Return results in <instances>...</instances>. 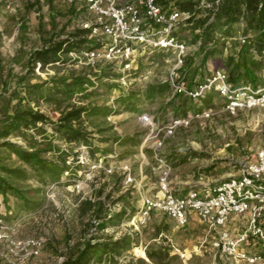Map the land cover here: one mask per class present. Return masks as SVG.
Segmentation results:
<instances>
[{
  "label": "rangeland",
  "instance_id": "1",
  "mask_svg": "<svg viewBox=\"0 0 264 264\" xmlns=\"http://www.w3.org/2000/svg\"><path fill=\"white\" fill-rule=\"evenodd\" d=\"M127 1L137 0L118 4ZM158 2L164 10L171 7ZM100 26L82 1L0 0V264H60L87 239L94 243L104 235L128 243L116 263L95 252L89 264H250L220 258L196 217L181 227L160 211H151L143 222L138 215L143 199L159 190L156 157L172 166L169 180L177 191L220 182L236 175L241 163L254 161L264 145V105L232 113L218 94L200 101L176 94L169 84L174 49L133 42L129 59L122 52L104 58L111 41ZM76 28H91L88 43H100L94 49L100 55L70 51L44 68H31L29 58L43 45L42 37L64 38ZM171 32L186 44L178 72L187 82L223 68L236 84H264V57L253 48L257 32L236 23L216 45L201 44L199 30L185 19ZM250 58L261 60L258 67L247 63L254 82L241 64ZM237 61L240 66L232 72ZM76 79L81 83L65 86V80ZM72 104L86 109L75 126L88 144L67 141L58 128L60 111ZM30 110L46 115L37 123L40 129L22 126L23 113ZM203 110L210 115L194 116ZM144 113L152 116V126L140 119ZM174 117L189 122L165 136ZM156 138H163L160 148L154 146ZM7 143L58 165L65 160L68 168L52 181L35 158L23 160Z\"/></svg>",
  "mask_w": 264,
  "mask_h": 264
},
{
  "label": "built area",
  "instance_id": "2",
  "mask_svg": "<svg viewBox=\"0 0 264 264\" xmlns=\"http://www.w3.org/2000/svg\"><path fill=\"white\" fill-rule=\"evenodd\" d=\"M82 1L89 5L97 15V20L109 43L102 55L112 58L116 52H122L125 59L131 55V44L174 49L175 65L170 75L169 84L176 94H181L193 101H200L213 93L224 100L225 108L230 112L244 108L264 105V84H236L229 81L228 73L223 68H214L197 82H187L179 75L186 57V44L172 34L173 27L189 17L188 12L178 9L164 10L158 0L127 1L119 5L118 0H68ZM217 1V0H216ZM204 3V1L202 2ZM209 6V5H207ZM97 26L93 27L96 32ZM221 34L216 35V39ZM246 42L245 36H240ZM118 42L124 45L118 46ZM88 55H100L91 50ZM264 78V71H262ZM209 116L203 110L194 116ZM190 117V116H189ZM146 125L153 124L152 116L144 113L140 118ZM188 117H174L166 125L165 136L181 124H187ZM163 138H156L155 148H160ZM157 158L159 170V195L145 197L138 215L143 222L151 211H160L178 226H186L192 217L204 224L209 235V243L220 258L241 261L250 264H264V145L261 146L254 161L240 164L239 171L217 183H203L185 191L175 190L169 180L172 166L162 158ZM84 163V157L79 156ZM95 166V165H94ZM67 173V172H66ZM128 176L127 181H132ZM247 215L244 228L235 233L237 228L228 226L232 217ZM259 246L261 249L254 248Z\"/></svg>",
  "mask_w": 264,
  "mask_h": 264
},
{
  "label": "trees",
  "instance_id": "3",
  "mask_svg": "<svg viewBox=\"0 0 264 264\" xmlns=\"http://www.w3.org/2000/svg\"><path fill=\"white\" fill-rule=\"evenodd\" d=\"M203 1L204 5H202ZM164 4L165 6L171 4L170 9H178L189 13V17L185 19V22L193 24V28L199 30V42L203 45H207L210 42H214L216 45L215 37L217 34L227 33L229 28L236 23L242 24L244 30L247 31L249 29L258 33L253 41V48L258 56L264 57V0H165ZM90 32L91 28H76L64 38L42 37L43 45L32 52L28 61L29 65L32 69L37 64L40 65V68H44L50 63L59 61L62 54L70 51L80 52L82 50L97 49L100 43H95L94 45L88 43L87 35ZM248 62H250L251 66L258 67L261 60L250 58L249 61L244 59L241 63L248 79L254 82V71L248 67ZM239 66L240 63L237 61L232 67V72H237ZM229 81L235 82L231 76H229ZM64 83L67 88H70V86L80 84L81 81L77 79L74 81L65 80ZM164 88L165 86L163 85L158 90L162 91ZM209 96L211 95L204 99ZM85 110L83 106L72 104L60 111L58 128L64 129L62 134L67 141H79L88 144L84 131L80 127L75 126V123L79 122ZM23 115L27 116L21 121L25 129L29 127L40 129V127H37V123L47 120L46 115L39 111H25ZM7 144L23 160L30 161L35 158L52 181H58L62 172L68 168L65 165V160H63L62 165H58L52 161L42 160L38 154L27 151L18 145ZM1 181L3 185L6 184L3 179ZM88 203L92 205L90 201ZM105 224V222L99 223V228H103ZM103 238L101 241H95L94 243L87 239L77 251L68 253L60 264H89L95 252H100V255H109L110 262L116 263V258L121 255L122 250L128 243L127 239L121 237L113 240L110 235H104Z\"/></svg>",
  "mask_w": 264,
  "mask_h": 264
},
{
  "label": "crops",
  "instance_id": "4",
  "mask_svg": "<svg viewBox=\"0 0 264 264\" xmlns=\"http://www.w3.org/2000/svg\"><path fill=\"white\" fill-rule=\"evenodd\" d=\"M157 195H159V192L157 193ZM156 195V196H157ZM241 219H245L243 221H241ZM246 220H247V215H244V216H241V217H238V216H235V217H232L231 221L229 222L228 226L232 229L234 228H241L243 227L245 224H246Z\"/></svg>",
  "mask_w": 264,
  "mask_h": 264
}]
</instances>
